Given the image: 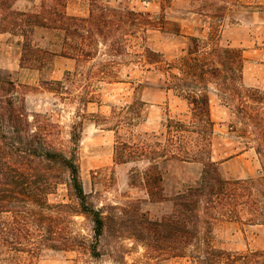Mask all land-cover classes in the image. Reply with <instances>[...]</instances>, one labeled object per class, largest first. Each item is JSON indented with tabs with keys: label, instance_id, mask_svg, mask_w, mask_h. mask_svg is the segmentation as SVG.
<instances>
[{
	"label": "trees",
	"instance_id": "trees-1",
	"mask_svg": "<svg viewBox=\"0 0 264 264\" xmlns=\"http://www.w3.org/2000/svg\"><path fill=\"white\" fill-rule=\"evenodd\" d=\"M71 1L38 0L20 6V0H0V35L18 39L21 66L41 67L45 57L52 55L33 42L35 31L46 29L57 33L60 57L74 60L79 67L93 63L90 69L96 68L99 78L113 79L114 66L128 55V37L135 36L139 27L143 34L161 27L147 13L100 5L98 0H89L87 17L70 15ZM187 39L186 48L175 58L147 47L139 56L144 66H153L160 74L166 92L187 102L188 119H167L162 143L134 133L142 115L141 102L114 110L110 120L104 119L105 125L113 122L107 129L115 134L114 162L145 163L146 168L131 175L132 183L146 189L151 203L171 205L170 213L160 219L146 218L147 232L140 241L149 258L165 245L171 258L189 264H260L254 260L258 253L236 255L215 245L214 228L219 222H240L245 215L248 224L264 225V200L258 197L262 189L257 182L227 179L212 160L215 123L210 86L246 121L251 119V103H262L264 94L245 88L243 50L221 44L220 26L211 28L205 38ZM100 43L106 46L108 59L94 62ZM67 76L72 78L70 72ZM54 85L52 92L65 88L62 81ZM258 122L264 130V118ZM54 128L42 115L29 114L14 82L0 79V256L8 255L12 264H25L21 255L36 258L43 250L82 251L96 258L106 222L113 220L103 216L85 193L75 148L66 154L54 147ZM70 135L76 146L77 125ZM256 152L262 160L264 144ZM170 162L202 167L196 181L181 184L168 197L163 184ZM61 189L67 201L53 199ZM261 193L264 196V190ZM77 216L91 222L90 237L73 230Z\"/></svg>",
	"mask_w": 264,
	"mask_h": 264
},
{
	"label": "rangeland",
	"instance_id": "rangeland-1",
	"mask_svg": "<svg viewBox=\"0 0 264 264\" xmlns=\"http://www.w3.org/2000/svg\"><path fill=\"white\" fill-rule=\"evenodd\" d=\"M38 0H20V6L37 4ZM100 5L147 13L157 22L158 30L142 27L130 40L128 55L114 66L113 79L96 75L93 63L78 66L74 60L60 57L61 42L57 33L37 29L34 45L50 52L41 67L21 66L17 38L0 35V79L14 82L16 92L25 99L30 115L40 114L54 125L51 137L54 147L66 154L76 150L83 189L106 222L99 239L98 257L82 251L43 250L36 258L21 255L25 264H189L186 259L171 258L167 248L160 247L149 258L141 243L145 235L146 218L158 220L169 214V203H151L146 189L133 184V172L146 168L145 163L116 164L114 162L115 134L108 130L104 119L114 110L142 103L141 119L134 133L145 140L164 142L167 119L186 120L189 106L186 101L164 90L163 79L153 66L143 64L139 54L143 47L165 54L169 59L181 54L188 37H206L211 28L220 26L221 44L243 50L245 58L243 84L245 88L264 94V0H98ZM89 0H72L67 12L78 17L89 14ZM160 19V20H158ZM142 26V25H141ZM144 28V27H143ZM132 30V29H131ZM178 33V35H177ZM142 37V38H141ZM106 46H97L94 62L108 59ZM67 72L72 78L67 80ZM65 88L52 92L54 82ZM210 111L215 123L211 157L219 163L223 177L230 180L258 183L264 190V158L256 150L264 144V130L259 117L264 118L262 103H251V119L246 121L240 112L227 105L210 86ZM32 119V116L31 118ZM77 125L80 140H71L72 127ZM262 161V163H261ZM198 163L170 162L164 175L165 194L170 197L181 184L199 178ZM262 190L258 192L264 200ZM54 200L67 201L61 189ZM240 222H219L214 228L215 245L236 255L258 253L255 261L264 264V225H250L245 215ZM72 228L90 237L92 224L82 216L74 218ZM0 264H12L8 255L0 256Z\"/></svg>",
	"mask_w": 264,
	"mask_h": 264
}]
</instances>
